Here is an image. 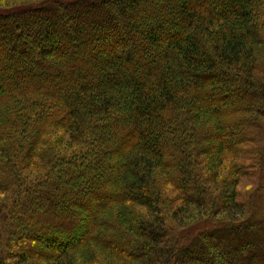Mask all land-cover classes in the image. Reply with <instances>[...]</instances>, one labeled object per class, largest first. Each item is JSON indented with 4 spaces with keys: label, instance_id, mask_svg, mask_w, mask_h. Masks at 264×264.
Masks as SVG:
<instances>
[{
    "label": "trees",
    "instance_id": "trees-1",
    "mask_svg": "<svg viewBox=\"0 0 264 264\" xmlns=\"http://www.w3.org/2000/svg\"><path fill=\"white\" fill-rule=\"evenodd\" d=\"M263 135L264 0H0V264H264Z\"/></svg>",
    "mask_w": 264,
    "mask_h": 264
},
{
    "label": "rangeland",
    "instance_id": "rangeland-1",
    "mask_svg": "<svg viewBox=\"0 0 264 264\" xmlns=\"http://www.w3.org/2000/svg\"><path fill=\"white\" fill-rule=\"evenodd\" d=\"M5 3H7V0H4ZM83 13V12H82ZM81 14V12H80ZM71 18V14H70ZM261 143H262V148H264V135L261 138ZM240 163H246L247 168L245 170H241L238 173V180L236 181L235 188L239 192V197L237 199L239 200V203H242L244 207H247V202L249 199L255 196V192L258 190V178L260 177V170L257 168H251L254 166L255 161H250V160H238L234 159V157H231L229 155L226 156V160L222 164V167L220 169L219 175L217 176V180H220L222 178L225 179V177L229 176L231 177L233 173H236V168L233 165H239ZM237 175V174H236ZM169 195H168V201L170 202L168 208L166 209V212L168 215H171L170 213L172 212V207L180 205L178 201L173 202V192L169 190ZM173 202V203H172ZM172 203V204H171ZM237 207V206H235ZM141 213L144 212V209L139 208ZM91 211H86L85 214L88 215ZM189 211L186 210V213H184L182 218H179L181 226L187 225V223L190 222L191 217L188 214ZM238 219V217H237ZM167 221L169 222L168 224H172L171 218H168ZM187 229V228H186ZM106 258H101L98 257V261L101 264H115L113 260H107L105 261Z\"/></svg>",
    "mask_w": 264,
    "mask_h": 264
}]
</instances>
